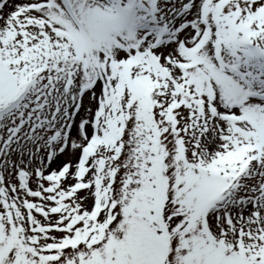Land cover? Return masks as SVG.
Returning <instances> with one entry per match:
<instances>
[{"label":"snow or ice","instance_id":"obj_1","mask_svg":"<svg viewBox=\"0 0 264 264\" xmlns=\"http://www.w3.org/2000/svg\"><path fill=\"white\" fill-rule=\"evenodd\" d=\"M0 264H264V0H0Z\"/></svg>","mask_w":264,"mask_h":264}]
</instances>
